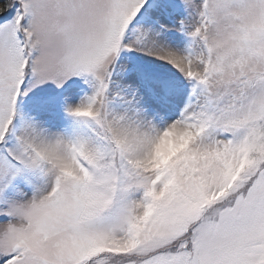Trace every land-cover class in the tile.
Returning a JSON list of instances; mask_svg holds the SVG:
<instances>
[{"label":"snow or ice","instance_id":"obj_1","mask_svg":"<svg viewBox=\"0 0 264 264\" xmlns=\"http://www.w3.org/2000/svg\"><path fill=\"white\" fill-rule=\"evenodd\" d=\"M0 264H264V0H0Z\"/></svg>","mask_w":264,"mask_h":264}]
</instances>
